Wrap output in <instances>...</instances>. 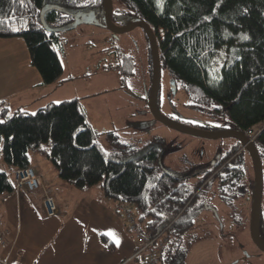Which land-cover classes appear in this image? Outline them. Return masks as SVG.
Segmentation results:
<instances>
[{"label": "trees", "instance_id": "obj_1", "mask_svg": "<svg viewBox=\"0 0 264 264\" xmlns=\"http://www.w3.org/2000/svg\"><path fill=\"white\" fill-rule=\"evenodd\" d=\"M116 3L119 7L114 9V23L123 26L143 19L155 31L162 69H168L174 88L182 84L194 107L224 119L228 116L231 128L245 133L263 125L253 142L263 163L264 0ZM47 6L45 27L41 12ZM90 11L103 22V0H0V38L22 37L43 83L51 84L63 74L55 48L62 31L49 28L72 29L76 14ZM148 51L153 78L150 42ZM124 62L121 72L128 77L134 73L135 62L128 56ZM97 135L78 98L49 103L35 113L18 110L13 115L5 103H0V142L6 163L15 170L30 167V150L49 144V151H36L54 164L62 180L79 189L100 186L107 199L140 209L135 215L143 235L153 238L166 234L163 264H182L196 218L217 197L223 206L237 201L243 207L252 201L254 193L246 178V157H252L248 150L239 152L241 142L232 146L211 171L194 174L198 181L190 185L185 177L167 170L154 179L161 169L158 145L134 146L109 131L115 151L107 155L96 142ZM13 189L12 179L0 171V194ZM217 211L219 218L213 214L221 224L222 215ZM260 234L264 240L261 228ZM102 238L109 241L107 236Z\"/></svg>", "mask_w": 264, "mask_h": 264}, {"label": "rangeland", "instance_id": "obj_2", "mask_svg": "<svg viewBox=\"0 0 264 264\" xmlns=\"http://www.w3.org/2000/svg\"><path fill=\"white\" fill-rule=\"evenodd\" d=\"M115 7L118 8L119 5L116 3ZM147 35L143 28L137 27L115 37L103 26L93 23L80 24L62 31L60 43L55 48L63 65V74L58 81L51 84H63L57 87V91L54 90V102L78 98L88 122L98 133L96 142L107 155L115 151L108 135L109 131L117 133L122 142L134 146L150 143L158 145L161 148V169L154 179L167 170L185 177L190 185H194L198 181L194 174L198 172L199 167L207 166L217 157L225 155L239 140L232 137L205 139L189 135L166 126L154 117L149 108L152 78ZM17 38L20 47L24 39ZM124 55L132 56L135 62L134 73L128 77L121 72L123 66L120 67L124 62ZM10 85L16 87L17 80L10 81ZM10 94L11 87L1 84L0 80V103H5L10 115H13L18 111L12 108L16 107L15 99L4 98ZM12 96L20 98L16 94ZM119 104L121 115L124 112L122 122L128 131L121 128L118 119L115 121V117L120 116V113H116V105ZM192 104V98L182 84L174 88L170 73L164 68L157 99V111L162 117L181 125L210 131H225L232 127L228 116L224 119L210 110L194 107ZM32 109L26 112L35 113L39 108ZM261 128L263 129V125L254 126V132H260ZM2 148L3 142H0V171L6 172L12 179L15 170L4 160ZM49 148V144L32 148L29 156L33 168L44 173L50 183L56 169L51 161L39 155L44 153L36 151H49ZM246 178L254 192L255 166L249 156L246 157ZM214 192L213 190L210 193ZM14 200L15 195L12 193L0 194V210L4 209L5 202L16 205ZM22 200L26 221L30 199L23 195ZM251 204L252 201L249 200L243 207L237 201L235 204L223 206V203L217 201L215 207L222 215L221 224H218L212 211H203L188 234L191 239L189 252L186 258H183L182 264H264V254L256 248L250 236ZM31 209L33 218L44 211L41 203L31 205ZM238 209L240 211L236 214ZM133 211L136 215L141 213L140 209L134 207ZM15 213L20 216V206L15 207ZM31 224L32 221H29L25 226ZM126 227L128 229V224ZM260 228L264 234V198L261 203ZM128 232L137 241L135 233ZM142 259L143 257H140L137 263L142 264Z\"/></svg>", "mask_w": 264, "mask_h": 264}, {"label": "crops", "instance_id": "obj_3", "mask_svg": "<svg viewBox=\"0 0 264 264\" xmlns=\"http://www.w3.org/2000/svg\"><path fill=\"white\" fill-rule=\"evenodd\" d=\"M17 41V37L0 38V80L1 84L11 87V94L4 98L15 99L16 107L8 105L18 110L40 109L56 101L54 90L63 83H43L42 76L31 63L25 42L18 47ZM15 80L17 85L12 87L10 81ZM120 110L121 104L116 105V113L120 116L115 117V121L118 119L125 131L124 112L121 115ZM36 173L43 188L31 192L23 187L11 192L16 205L5 202L4 209L0 210L5 230L4 243L0 244L1 261L8 264H138L142 256H136L137 241L128 232V222L121 216L120 202L107 199L100 186L76 188L62 180L57 169L50 183L44 173ZM46 194L53 196L58 205L59 212L54 217L46 214L43 202ZM23 195L30 199L26 221L22 210ZM38 203L44 211L33 218L31 205ZM17 206L21 207V217L15 213ZM29 221L32 224L25 226ZM103 235L108 237V242ZM142 261L145 264L144 258Z\"/></svg>", "mask_w": 264, "mask_h": 264}, {"label": "water", "instance_id": "obj_4", "mask_svg": "<svg viewBox=\"0 0 264 264\" xmlns=\"http://www.w3.org/2000/svg\"><path fill=\"white\" fill-rule=\"evenodd\" d=\"M104 2H105L106 12H105V20L103 25L107 30L112 32L115 36L129 32L137 27L143 28L148 34L152 60H153V81L149 96V108L152 114L154 115V117L159 122L165 124L166 126L189 135H193L205 139H221V138L232 137L242 140L243 144L246 146L247 150L249 151L252 157L255 166V176H256L255 189L251 204L250 236L256 248L264 254V240L262 239L260 234V212H261V203L263 199V190H264V173H263V163L258 153V150L253 143L254 141L251 138H249L247 134H244L238 130H226V131L204 130L200 128L181 125L174 121L162 117L157 111V99L161 85L162 68H161L158 42L156 40V34L154 30L143 19H137L133 21L130 26H127L121 30L117 29L114 22L112 21V16L114 12L113 0H104ZM48 7L49 6L45 7L41 12V20L45 27H47V23L44 14ZM93 21H94L93 14L89 16H80L79 14L76 16V24L73 26V28L80 24L93 23ZM68 29H71V27L49 28V30L51 31L55 30L57 32H61ZM214 211L217 218H219L218 212L215 209Z\"/></svg>", "mask_w": 264, "mask_h": 264}, {"label": "built area", "instance_id": "obj_5", "mask_svg": "<svg viewBox=\"0 0 264 264\" xmlns=\"http://www.w3.org/2000/svg\"><path fill=\"white\" fill-rule=\"evenodd\" d=\"M259 133L260 132L255 133L254 127H252L248 130L247 136L254 141V139L258 136ZM13 186H14L13 189L14 191H18L23 187H27L29 191L35 192L43 188L42 181L32 166L20 167L15 170ZM43 202L47 216L54 217L58 214L59 212L58 205L53 196L47 194ZM120 210L122 215L125 217L126 221L128 222L129 231L135 233L136 235V239H137L136 256H142L145 260V264H163L161 259V251L163 245L167 241L166 234L162 232L153 238L143 235L139 230L138 220L136 215L134 214L133 209L127 204H122L120 206ZM2 229H3L2 217L0 215V244L4 243V239H3L4 233ZM0 263L8 264L7 261H1V260Z\"/></svg>", "mask_w": 264, "mask_h": 264}, {"label": "flooded vegetation", "instance_id": "obj_6", "mask_svg": "<svg viewBox=\"0 0 264 264\" xmlns=\"http://www.w3.org/2000/svg\"><path fill=\"white\" fill-rule=\"evenodd\" d=\"M113 4H114V9L116 8L115 6H116V0H113ZM103 8L105 9V2H104V0H103ZM105 12H106V10H105ZM105 12H104V18H103V22L102 23H99V21H98V18H97V15L96 14H94V11H90V12H86V13H78V14H76V16L77 15H79L80 14V16H89V15H92L93 14V24H95V25H99V26H103L104 27V20H105ZM114 13V12H113ZM76 16H75V20H74V23H73V25L72 26H74L75 24H76ZM112 21H113V16H112ZM115 24V26H116V28L117 29H119V30H121V29H123V28H125V27H127V26H130L131 24H132V22L131 23H129V24H127V25H123V26H121V25H118V24H116V23H114ZM105 28V27H104ZM109 31V30H108ZM155 32V31H154ZM112 33V32H111ZM113 34V33H112ZM114 35V34H113ZM115 36V35H114ZM120 35H117V36H115V37H119ZM148 36V35H147ZM125 56V58L128 56V57H131V59H133V57L132 56H129V55H124ZM151 56H152V54H151ZM125 58H124V61H125ZM160 60H161V58H160ZM133 61H134V59H133ZM153 61V60H152ZM124 63L125 62H122L121 63V65H120V67L121 66H124ZM161 68H162V63H161ZM123 69V68H122ZM121 69V70H122ZM163 70V69H162ZM152 81H153V78H152ZM226 130H238V129H232V128H229V129H226ZM225 130V131H226ZM238 131H240V132H242V133H244V134H247V133H245V132H243V131H241V130H238ZM236 139V138H235ZM236 140H239V141H237L236 142V144L235 145H237V144H239L240 142H241V145H240V149H239V152H242V151H245V150H247V148H246V146L243 144V142H242V140H240V139H236ZM234 146V145H233ZM225 155H221L220 157H217L213 162H211V163H209L207 166H200L199 167V170H197V171H211L212 170V168H215V166H216V164H218V161H220V159L221 158H223ZM217 161V162H216ZM216 162V163H215ZM213 164V165H212ZM222 168H223V166L222 167H219L217 170H216V172L213 174V175H215V174H217V172H219V171H221L222 170ZM239 183H237V185H238ZM245 184L246 185H248V182L246 183L245 182ZM251 189V187H250V184H249V190ZM255 189V188H254ZM244 191V189L243 188H240L239 189V192H243ZM254 193V192H253ZM263 198H264V192H263ZM217 201H219L220 203H221V200H220V198L219 197H217L216 198V200H215V203L213 204V205H207V208L210 210H212V212H214L215 213V211H214V209L217 211V209H216V207H215V204L217 203ZM218 212V211H217ZM219 215V214H218Z\"/></svg>", "mask_w": 264, "mask_h": 264}, {"label": "snow or ice", "instance_id": "obj_7", "mask_svg": "<svg viewBox=\"0 0 264 264\" xmlns=\"http://www.w3.org/2000/svg\"><path fill=\"white\" fill-rule=\"evenodd\" d=\"M157 2L159 3L160 2V0H157ZM118 242V241H117Z\"/></svg>", "mask_w": 264, "mask_h": 264}, {"label": "bare ground", "instance_id": "obj_8", "mask_svg": "<svg viewBox=\"0 0 264 264\" xmlns=\"http://www.w3.org/2000/svg\"><path fill=\"white\" fill-rule=\"evenodd\" d=\"M258 130V129H257ZM47 195V194H46ZM45 198V197H44ZM44 201V200H43ZM45 207V206H44ZM46 210V209H45Z\"/></svg>", "mask_w": 264, "mask_h": 264}]
</instances>
